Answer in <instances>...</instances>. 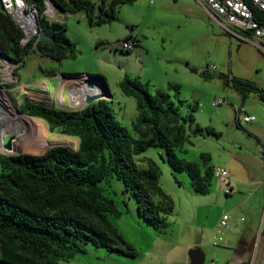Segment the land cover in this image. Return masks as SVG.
Segmentation results:
<instances>
[{"label": "rangeland", "instance_id": "obj_1", "mask_svg": "<svg viewBox=\"0 0 264 264\" xmlns=\"http://www.w3.org/2000/svg\"><path fill=\"white\" fill-rule=\"evenodd\" d=\"M90 1L97 4L100 0ZM57 16L54 20L65 24L66 35L75 45V58L58 63L32 50L21 65L0 59L3 107L11 106L29 118L35 137L33 151L5 152L0 141V154L40 155L53 147L76 150L77 137L49 129L44 120L21 112L20 104L29 101L63 109L70 105L67 92L71 84L79 86L83 79L88 85L87 75L103 80L110 95L103 100L129 136L137 139L133 126L138 115L136 99L122 95L118 87L129 77L137 78L151 93L166 91L181 116L192 113L193 120L183 122L185 139L173 143L179 159L195 163L201 171L205 166L226 171L225 177L212 176L206 193L195 192L189 176L167 164L163 148L147 147L134 160L142 168L150 160L159 170V186L171 204L166 225L154 227L141 218L134 197L123 190L119 180L102 181L103 193L120 211L119 217L109 216V221L132 246L135 256L87 243L84 252L58 264H190L188 252L193 248L202 251L203 264H220L221 251L230 258L239 242L255 254V264H264V47L253 38L243 40L225 33L202 0H135L117 7L116 20L93 27L88 26L82 11L59 12ZM128 33L141 45L120 51L113 43ZM2 66L7 68L2 70ZM50 70L54 76L46 74ZM227 77L253 83L263 99L255 92L240 94L224 83ZM62 82L67 84L63 101L58 89ZM166 83L177 89H168ZM95 89L104 94L100 86ZM218 98L224 103L213 105ZM76 100L73 105L80 106ZM244 114L254 120L243 122ZM4 118L0 117V125ZM196 125L201 130L195 131ZM152 199L160 202L156 195ZM223 214L226 227L220 225ZM113 244L126 248L118 240ZM12 259L39 264L0 243V260L16 264Z\"/></svg>", "mask_w": 264, "mask_h": 264}, {"label": "trees", "instance_id": "obj_2", "mask_svg": "<svg viewBox=\"0 0 264 264\" xmlns=\"http://www.w3.org/2000/svg\"><path fill=\"white\" fill-rule=\"evenodd\" d=\"M36 1L41 12L43 0ZM54 1L61 12L82 11L88 26L93 27L116 20L117 7L135 0H100L97 4L90 0ZM261 14L256 10V17ZM37 23L52 42L44 44L31 38L22 46V31L0 6V58L21 65L32 50L58 63L75 58V45L67 37L64 23L48 21L44 16ZM224 83L242 95L255 92L263 99L253 83L230 77L224 78ZM118 87L122 95L136 99L138 115L133 126L137 139L129 136L103 99L78 110L29 101L20 104L21 112L44 120L49 129L77 137L78 147H53L40 155L0 154V243L10 251L39 264L70 259L84 252L87 243L135 256L132 246L109 221V216L119 217L120 211L99 183L119 180L123 190L134 197L138 215L154 227H164L171 204L159 186V170L150 160L146 168L134 160L149 146L163 148L167 164L173 171L185 172L195 192L208 191L213 169L205 166L201 171L195 163L179 159L174 153L173 143L185 139L183 122L192 121V113L181 116L166 91L151 93L137 78L124 77ZM167 88L177 89L174 85ZM194 130L201 129L196 125ZM152 195L160 202H154ZM116 240L126 248L113 244ZM11 261L26 264L18 259Z\"/></svg>", "mask_w": 264, "mask_h": 264}, {"label": "built area", "instance_id": "obj_3", "mask_svg": "<svg viewBox=\"0 0 264 264\" xmlns=\"http://www.w3.org/2000/svg\"><path fill=\"white\" fill-rule=\"evenodd\" d=\"M152 0H150L151 2ZM211 17L222 27L225 33L243 40L253 38L257 44L264 47V14L257 15L256 10L264 13V0H202ZM44 9L39 12L36 0H0L1 8L8 13L23 33L20 40L25 45L29 39L38 37V18L44 16L46 20H54L60 12L51 1L43 0ZM57 21V20H56ZM120 51H130L139 45L133 35H128L113 43ZM7 61L5 60L4 63ZM224 103L222 98L214 99L213 105ZM241 111H238L240 115ZM243 122L254 120L253 116L244 114ZM213 176L225 177L226 171L220 168L212 170ZM227 216L222 215L220 225L227 226ZM251 255L247 264H253ZM263 262V261H262Z\"/></svg>", "mask_w": 264, "mask_h": 264}, {"label": "bare ground", "instance_id": "obj_4", "mask_svg": "<svg viewBox=\"0 0 264 264\" xmlns=\"http://www.w3.org/2000/svg\"><path fill=\"white\" fill-rule=\"evenodd\" d=\"M6 68V66H2V70H5ZM86 93H96V89L95 87L89 88L87 84L85 85L83 79L80 81L79 86H72L70 89L72 101L77 98L79 103L83 101V96ZM2 95L3 94H0V117L5 116V118L2 120L3 123L0 125V131L3 134L0 135V137L7 133L15 134V140L12 142V149L19 151H33L34 149L32 146L34 145L35 137L33 135L34 128L30 123V119L16 113L11 106L10 109L8 106H6L5 109L3 107V102H1V99H4ZM60 98L62 97L59 95V99Z\"/></svg>", "mask_w": 264, "mask_h": 264}, {"label": "water", "instance_id": "obj_5", "mask_svg": "<svg viewBox=\"0 0 264 264\" xmlns=\"http://www.w3.org/2000/svg\"><path fill=\"white\" fill-rule=\"evenodd\" d=\"M51 3L58 8L56 2L54 0H49ZM59 9V8H58ZM60 11V10H59ZM61 12V11H60ZM38 31V37L37 41L44 43V44H49L52 42V38L50 35L46 34L44 31H42L40 28L37 29ZM3 62H5V59L0 58ZM86 81H88V87L89 88H98L99 86L104 90V94L102 93H93V94H84L83 96V103L85 105H89L90 103L101 100L103 98L108 97L110 98V95L107 92V88L103 82V80L97 76H85ZM73 110V109H70ZM14 138L13 134H10L8 136H2L1 137V146L2 149L5 152H9L10 149H12V140ZM245 245L244 244H239L235 249H233V252L228 259L226 264H243L244 262L248 261L247 258L244 257L243 254L244 252ZM188 256L190 259V264H203L204 262V256L203 253L200 249L198 248H193L189 250ZM0 264H11L6 261L0 260Z\"/></svg>", "mask_w": 264, "mask_h": 264}, {"label": "crops", "instance_id": "obj_6", "mask_svg": "<svg viewBox=\"0 0 264 264\" xmlns=\"http://www.w3.org/2000/svg\"><path fill=\"white\" fill-rule=\"evenodd\" d=\"M57 21H59L60 22V20L57 18ZM128 35H133L132 33H128V34H125L124 35V37H126V36H128ZM137 40H138V42H139V45L137 46V47H139L140 45H141V41L135 36V35H133ZM39 54V53H38ZM44 73H45V70H44ZM47 75H49V76H54V74H52V72H51V70H50V72H47L46 73ZM44 85H45V87L47 86L44 82H42ZM56 84H58V82L56 83ZM68 84H71V82H69ZM72 86H73V84H71ZM166 85V87H168V83H166L165 84ZM67 86V84L65 85V83L64 82H62V83H59V85H58V89H59V92H60V96L62 97V101H63V93H64V90H65V87ZM157 90V89H156ZM87 94H89V93H87ZM67 95H68V104H70L69 106H62L63 107V109H65V110H70V109H73V110H78V109H81V108H83V107H85L86 105L83 103V101L81 102V103H79V105L80 106H77V107H75L74 105H73V103H72V97H71V95H70V90H68V92H67ZM58 97V96H57ZM77 102H79L78 100H76ZM95 102V101H94ZM239 244H244L243 242H239ZM238 244V245H239ZM245 245V244H244ZM231 249V248H230ZM231 253V252H230ZM229 255L230 254H228L226 251H225V253L224 252H222L221 251V255H219V257H220V264H226L227 263V261H228V259H229ZM253 258H254V261H253V263L255 264V254H254V256H253ZM263 262H264V260H263Z\"/></svg>", "mask_w": 264, "mask_h": 264}, {"label": "flooded vegetation", "instance_id": "obj_7", "mask_svg": "<svg viewBox=\"0 0 264 264\" xmlns=\"http://www.w3.org/2000/svg\"><path fill=\"white\" fill-rule=\"evenodd\" d=\"M244 252H245V254H243V255H244V257H245V258H247V259H248V261H249V260H250V257H251V255H252V251H251V249L249 248V246L245 245ZM248 261L244 262L243 264H247V263H248Z\"/></svg>", "mask_w": 264, "mask_h": 264}]
</instances>
